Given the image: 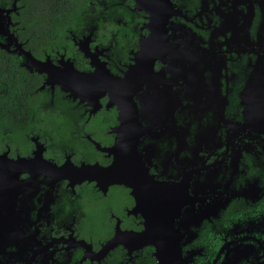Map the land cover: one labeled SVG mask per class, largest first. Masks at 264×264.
Listing matches in <instances>:
<instances>
[{"label":"flooded vegetation","instance_id":"1","mask_svg":"<svg viewBox=\"0 0 264 264\" xmlns=\"http://www.w3.org/2000/svg\"><path fill=\"white\" fill-rule=\"evenodd\" d=\"M22 7L0 0V264H264V0ZM115 152L168 207L83 171ZM149 218L158 247L126 235Z\"/></svg>","mask_w":264,"mask_h":264},{"label":"water","instance_id":"2","mask_svg":"<svg viewBox=\"0 0 264 264\" xmlns=\"http://www.w3.org/2000/svg\"><path fill=\"white\" fill-rule=\"evenodd\" d=\"M115 160L114 162L106 167L101 169V167L99 166H89V167H84L83 171H92V172H97L99 174H102L103 177H106L108 179L109 182H121V183H125L127 182V180H130L133 182L132 187H135L137 189V192L139 193H143L145 192L147 189H154V195L155 198L157 199V204L156 207L154 209H159L158 206H161L162 209H165V207H168L167 205H161V203L165 200V198L167 197V192L170 190V186H168L166 183H161V182H155L153 180V182L149 185H145L144 183L146 182L144 176H140V178L136 179L133 178L132 176H134V171L135 173L137 172V166L134 162H127V163H122L120 162L117 153L115 152ZM0 161L4 162V160L0 157ZM130 178V179H129ZM0 181H3L0 178ZM135 182V183H134ZM140 182V186L138 185V183ZM6 184H1L0 183V204L1 202H3L2 204L5 205V207H7L8 205L5 203V198H6V194L9 195V191L8 189L5 187ZM165 195V198H163ZM162 198L161 201H159V199ZM3 199V200H2ZM167 199V198H166ZM150 207H148L147 209H149ZM171 228V227H169ZM157 228L154 222L151 221V219H148V224L146 225V228L140 232H135V233H128L126 235L130 236L132 238V241H135L138 243V246H143V245H147V244H154L158 247L157 243L154 241V236L155 237H159V234L156 233ZM122 234V232H121ZM163 235V233H161ZM117 236V235H116ZM114 237V239L112 240L110 245L116 244L115 242L118 241V236ZM159 255H160V259H161V263L160 264H166L167 261V251L165 248L159 250Z\"/></svg>","mask_w":264,"mask_h":264},{"label":"trees","instance_id":"3","mask_svg":"<svg viewBox=\"0 0 264 264\" xmlns=\"http://www.w3.org/2000/svg\"><path fill=\"white\" fill-rule=\"evenodd\" d=\"M72 1V4H71ZM20 5H24L20 9V14L23 18V21H27L28 26H32L33 24L38 22L36 25L42 24L44 20L42 16L43 14H58V11H62V13H67L70 11V5L77 4V0H19ZM38 21H37V20ZM0 52L2 50L0 49ZM9 58L4 54L0 53V59Z\"/></svg>","mask_w":264,"mask_h":264},{"label":"rangeland","instance_id":"4","mask_svg":"<svg viewBox=\"0 0 264 264\" xmlns=\"http://www.w3.org/2000/svg\"><path fill=\"white\" fill-rule=\"evenodd\" d=\"M1 25V24H0ZM0 34H1V29H0Z\"/></svg>","mask_w":264,"mask_h":264}]
</instances>
